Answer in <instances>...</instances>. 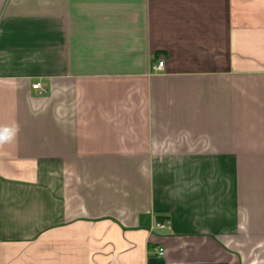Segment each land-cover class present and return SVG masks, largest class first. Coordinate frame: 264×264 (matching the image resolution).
<instances>
[{"label": "crops", "instance_id": "0c3cea01", "mask_svg": "<svg viewBox=\"0 0 264 264\" xmlns=\"http://www.w3.org/2000/svg\"><path fill=\"white\" fill-rule=\"evenodd\" d=\"M16 125L0 264H264V0H0Z\"/></svg>", "mask_w": 264, "mask_h": 264}, {"label": "built area", "instance_id": "2783aa9c", "mask_svg": "<svg viewBox=\"0 0 264 264\" xmlns=\"http://www.w3.org/2000/svg\"><path fill=\"white\" fill-rule=\"evenodd\" d=\"M164 63H165L164 61H160V62L158 63V65L156 66V68H163ZM33 87H34L35 89L43 90V88H42V86H41L40 83H36V84H34ZM156 227H158V228H163V229L171 228L169 220H160V221H158V222L156 223ZM165 253H166L165 248H160V249L158 250V255H159V256H164Z\"/></svg>", "mask_w": 264, "mask_h": 264}, {"label": "clouds", "instance_id": "9594fccd", "mask_svg": "<svg viewBox=\"0 0 264 264\" xmlns=\"http://www.w3.org/2000/svg\"><path fill=\"white\" fill-rule=\"evenodd\" d=\"M18 131L19 125H16L15 128L4 127L0 129V146H2L4 143L11 141Z\"/></svg>", "mask_w": 264, "mask_h": 264}]
</instances>
